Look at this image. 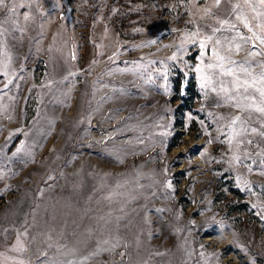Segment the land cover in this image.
<instances>
[{
    "label": "rangeland",
    "instance_id": "obj_1",
    "mask_svg": "<svg viewBox=\"0 0 264 264\" xmlns=\"http://www.w3.org/2000/svg\"><path fill=\"white\" fill-rule=\"evenodd\" d=\"M236 3L252 16L243 0L0 10V264H264L261 98L237 95L232 77L202 89L199 47L182 41L225 18L251 35ZM250 50L231 55L258 74Z\"/></svg>",
    "mask_w": 264,
    "mask_h": 264
},
{
    "label": "snow or ice",
    "instance_id": "obj_2",
    "mask_svg": "<svg viewBox=\"0 0 264 264\" xmlns=\"http://www.w3.org/2000/svg\"><path fill=\"white\" fill-rule=\"evenodd\" d=\"M13 0H0V10L6 9V16L10 15L14 17L16 14V7L10 6ZM85 3L88 0H84ZM231 2V0H229ZM244 5L249 6L252 11V16L249 17L247 14L243 13L241 10V5L236 3L232 5V11L235 14L234 19L243 25L244 29H247L248 33L251 35L242 34L241 30L237 27V24L232 22V19L225 18L219 19L217 23L219 27H213L211 25L205 26L208 28V32L202 34L200 29L197 28L196 31L189 33L186 36L182 37V41L185 39H191L193 44L198 45L199 47V56L201 57L200 65L195 68V71L200 74L201 88H208L213 84L214 77H232L231 87L237 95L241 93L243 99L254 100L255 96L252 93H257L261 98V104L256 105L254 110L260 114H264V71L260 73H253L250 69L253 65L247 61H236L233 59L231 53H239L242 50L244 44L251 42L252 49L255 51H249V56L252 55H261L264 56V52L256 50V41H259L260 44L264 45V0H243ZM221 4V0H215L214 6L218 7ZM19 7H25L24 4H20ZM118 11L116 8L112 9V12L115 13ZM206 15L210 14V10L205 8L203 9ZM23 18L29 20L30 16L24 14ZM7 22V19L5 20ZM15 23V21H13ZM256 30H259L256 31ZM137 31H142V29H137ZM222 31L234 32L235 35L232 36H223L222 38L216 37V33H221ZM2 34V33H0ZM197 37H200L197 39ZM156 41H149V44L155 43ZM211 45V47H209ZM182 48V45H181ZM210 53L209 59L213 62H205L204 57ZM172 60L177 59L176 53H173ZM256 67H264L262 65H255ZM239 69V72L237 71ZM211 70V71H206ZM7 75V73H3ZM241 74L245 77L241 79ZM9 84H12V80H8L4 84L7 87ZM213 92H217L216 87H211ZM251 90V93H250ZM219 91L228 92L229 89L225 86L223 80L219 81ZM229 99H235V97L229 96ZM238 110L241 109L240 103L234 105ZM251 107V106H250ZM191 118V117H189ZM241 120L240 116H235L231 120V124L235 125L238 121ZM252 132H256V128L251 129ZM264 135V133H261ZM231 142V137H229V143ZM248 143H252L251 140ZM19 152L20 149H17ZM179 159V157H177ZM234 159L239 162V157H234ZM167 187L171 188V183L167 184ZM19 242V241H18Z\"/></svg>",
    "mask_w": 264,
    "mask_h": 264
}]
</instances>
